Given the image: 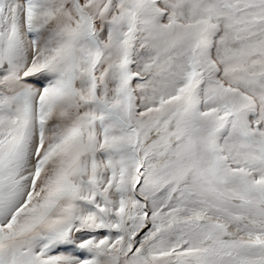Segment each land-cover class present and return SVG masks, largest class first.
I'll list each match as a JSON object with an SVG mask.
<instances>
[{
	"label": "snow or ice",
	"instance_id": "snow-or-ice-1",
	"mask_svg": "<svg viewBox=\"0 0 264 264\" xmlns=\"http://www.w3.org/2000/svg\"><path fill=\"white\" fill-rule=\"evenodd\" d=\"M0 264H264V0H0Z\"/></svg>",
	"mask_w": 264,
	"mask_h": 264
}]
</instances>
